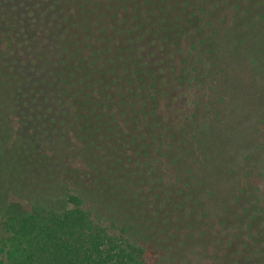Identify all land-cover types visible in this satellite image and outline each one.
Instances as JSON below:
<instances>
[{
    "label": "trees",
    "instance_id": "16d2710c",
    "mask_svg": "<svg viewBox=\"0 0 264 264\" xmlns=\"http://www.w3.org/2000/svg\"><path fill=\"white\" fill-rule=\"evenodd\" d=\"M263 100L264 0H0L1 264H264Z\"/></svg>",
    "mask_w": 264,
    "mask_h": 264
},
{
    "label": "rangeland",
    "instance_id": "374dc122",
    "mask_svg": "<svg viewBox=\"0 0 264 264\" xmlns=\"http://www.w3.org/2000/svg\"><path fill=\"white\" fill-rule=\"evenodd\" d=\"M38 19L43 21L39 23H31L28 27L24 28L19 32L18 34L19 41L21 43H25L26 46L28 45L27 42L31 43L32 46L36 45L39 53H43L44 55H51L53 47L51 49H48L49 41L44 38L43 34L52 25L47 22L46 20L47 17L45 14L44 16L39 15ZM17 57L18 59L12 60L11 65L12 68L15 70V73L18 74L19 83L22 84L21 87L22 86L24 87L23 90L24 100H28L30 95L34 93L33 92L34 88L35 89L37 88L36 86L38 85L40 79H43L46 76V73L42 70L40 63L37 64L34 63V61H38L36 55L25 52V54L17 55ZM239 92L243 97L244 96L247 97L249 94L245 84L240 86ZM246 97L244 98V100H246ZM243 101L241 102L235 101L234 106L239 108L245 103ZM256 131L257 134L255 137ZM239 132L244 135L246 134L244 130H239ZM249 134H250V139H253V141L255 139H259V141H264V127L260 130V132H259V127L253 129ZM251 136H253V138ZM260 184L264 187V184L262 182ZM4 205H5V209L0 220H3L4 217H6L9 214H21V213L29 212L31 210V206L28 203L24 202L23 200H19L11 195L7 196ZM0 264H1V257H0ZM200 264H217V263L200 262Z\"/></svg>",
    "mask_w": 264,
    "mask_h": 264
}]
</instances>
